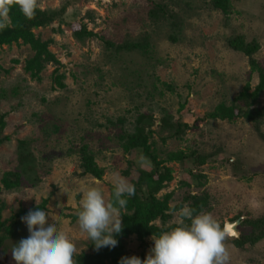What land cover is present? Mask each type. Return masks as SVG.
Returning <instances> with one entry per match:
<instances>
[{
    "label": "rangeland",
    "instance_id": "obj_1",
    "mask_svg": "<svg viewBox=\"0 0 264 264\" xmlns=\"http://www.w3.org/2000/svg\"><path fill=\"white\" fill-rule=\"evenodd\" d=\"M229 1L230 12L224 14L212 7V0H37L40 9L65 11L62 21L33 30L53 55L44 62L40 80L25 70L34 55L28 44L18 41L0 48L1 136L7 137L0 143V178L9 171L22 177L17 187L0 191L2 219L43 204L50 222L74 241L77 254L90 252L77 223L80 194L98 186L109 197L114 172L132 183L138 169L151 165L137 151L124 152L120 140L124 131L134 130L140 113L154 120L148 145L157 160L178 150L208 155L192 169L203 176L202 186H183L182 165L172 161L167 164L172 179L158 197L171 192L169 205L175 206L189 191L205 189L210 196L207 212L221 223L235 222L238 237L243 219L263 216L264 116L258 123L243 116H209L219 103H231L245 84L252 91L259 81L248 57L228 45L229 38L256 41L259 48L252 57L264 67V0ZM153 4L164 7V14L150 17ZM82 26L93 35L78 40L74 31ZM145 36L147 54L116 51L105 44ZM56 74L62 76V87L55 82ZM263 105L264 88L253 107ZM162 117L186 127L169 136V129H160ZM20 140L34 156L32 173H22ZM82 146L103 169L100 179L83 171ZM22 216L17 236L0 249V264H15L11 248L28 235ZM170 223H175L174 212ZM232 239L225 241L229 264H264V237L242 248ZM151 247V237L142 243L134 235L125 239L129 256L142 255L143 260Z\"/></svg>",
    "mask_w": 264,
    "mask_h": 264
},
{
    "label": "trees",
    "instance_id": "obj_2",
    "mask_svg": "<svg viewBox=\"0 0 264 264\" xmlns=\"http://www.w3.org/2000/svg\"><path fill=\"white\" fill-rule=\"evenodd\" d=\"M212 7L220 9L224 14H227L230 12V1L212 0ZM152 8L153 9L149 11L150 17L158 18L160 14H164V7H156L153 4ZM64 11V7L60 9H40L37 7L34 16L28 19L20 13L17 7L13 6L9 12L11 21L9 26L0 30V48L3 45H10L22 41V43L28 44L34 51V55L25 62V70L29 71L31 77L36 80H40L39 73L44 66V62L53 60V55L47 50L46 44L41 42L38 37H35L33 30L35 28L49 26L53 20L56 19L62 21V14ZM167 15H172V13L167 11ZM89 35H93V33L88 31L85 26L74 31V36L78 40H82ZM227 43L233 50L240 51L248 57L251 70L258 72L259 81L252 91H250L249 84H245L241 92L231 103L228 105L219 103L209 116L213 119L221 120H232L235 116H243L247 120L258 123V118L264 116V105L261 107H253V105L264 88V67H260L252 55L259 48V45L256 41L249 43L245 42L241 36L229 38ZM105 44L109 48L114 47L116 51L135 50L141 54H147L149 39L145 36L140 40H125L116 45L110 41H105ZM61 78L62 76L58 74L54 77L55 82L60 87L63 86ZM118 120L119 122L123 121L121 118ZM153 123L154 120L151 115L140 113L136 117L134 130L131 132L124 131L120 134V140L123 141L122 148L124 152L129 153L130 151H137L139 154L149 159L151 165L148 169H138V176L136 180L132 182L135 186V193L131 197H126L127 205L126 210L123 212L122 230L115 237L117 239V245L111 249L105 247L97 251L88 241L87 246L91 251L76 254L74 256L76 264H106V262L118 264L121 257L129 256L125 251L126 238L134 235L136 239L142 243L146 237H155L161 231L167 230L174 225L170 223L174 209L183 204H188L195 208L197 212L208 211L210 209V196L205 189L199 193H192V191H189L184 195L182 201L175 206L169 205L170 199L172 198L171 192H166L160 197L157 196V193L165 189L172 179V169L167 165L172 161L179 162L182 165L185 176L181 182L183 186L188 188H190L191 185L197 186V188L202 186L201 182H199V177L203 176L193 173L192 169L193 167L204 164L208 155H201L195 151L184 152L178 150L166 153V158L163 160H157V153L151 152L148 145V139L152 134L150 126ZM159 124L160 129H169V136H178L177 134L182 131V128L186 127V123H173L167 120L166 117H162ZM4 126L5 121L3 116L0 115V143L7 139V137L1 136ZM19 145V161L22 164V173L34 172L35 164L32 163L34 156L28 150L27 142L25 140H20ZM86 148L87 146H82L78 150L81 156V167L85 173L100 179L103 174V169L94 163L93 155L90 152L87 153ZM21 178V173L17 171L3 173L0 178V191L11 190L17 187L20 185ZM111 191L112 187L109 188V196ZM42 205L43 204H40L30 209L35 210L37 207H42ZM3 209L4 203L0 201V249L5 240L17 236L21 228L19 217L25 215L30 210L26 211L22 209L15 215L7 219H2L1 212ZM240 218V215L235 217V219H239V221ZM156 221L159 224H157ZM242 227L243 229L241 230L240 236L232 239V242L239 248L252 245L264 237V215L257 218L246 217L242 220ZM137 257L142 260V255H138Z\"/></svg>",
    "mask_w": 264,
    "mask_h": 264
},
{
    "label": "clouds",
    "instance_id": "obj_3",
    "mask_svg": "<svg viewBox=\"0 0 264 264\" xmlns=\"http://www.w3.org/2000/svg\"><path fill=\"white\" fill-rule=\"evenodd\" d=\"M13 6L30 19L37 0H0V30L9 26ZM111 183L109 197L98 186H90L80 194L78 227L97 251L117 245L115 237L122 230L126 197L135 193V186L119 173L112 174ZM20 219L28 235L11 248L15 264H76L74 241L50 222L49 211L37 207ZM174 219L173 226L151 237L152 247L143 260L135 255L126 256L118 264H229L225 241L238 236L235 222L221 223L211 213L197 212L188 204L174 209Z\"/></svg>",
    "mask_w": 264,
    "mask_h": 264
},
{
    "label": "water",
    "instance_id": "obj_4",
    "mask_svg": "<svg viewBox=\"0 0 264 264\" xmlns=\"http://www.w3.org/2000/svg\"><path fill=\"white\" fill-rule=\"evenodd\" d=\"M238 237V236H237Z\"/></svg>",
    "mask_w": 264,
    "mask_h": 264
}]
</instances>
